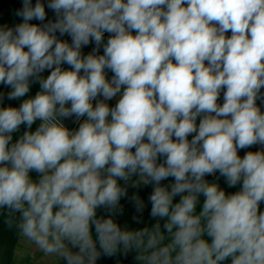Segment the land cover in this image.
<instances>
[{
	"label": "clouds",
	"instance_id": "clouds-1",
	"mask_svg": "<svg viewBox=\"0 0 264 264\" xmlns=\"http://www.w3.org/2000/svg\"><path fill=\"white\" fill-rule=\"evenodd\" d=\"M22 3V22L0 27V84L9 100L40 90L0 107L7 228L58 264L132 250L139 264H264V148L238 155L264 146V0H49L56 19L42 24L30 23L46 20L41 0ZM71 117L86 119L73 131ZM217 172L240 189L205 178ZM119 181L154 186L152 227L97 215L122 212Z\"/></svg>",
	"mask_w": 264,
	"mask_h": 264
},
{
	"label": "trees",
	"instance_id": "trees-1",
	"mask_svg": "<svg viewBox=\"0 0 264 264\" xmlns=\"http://www.w3.org/2000/svg\"><path fill=\"white\" fill-rule=\"evenodd\" d=\"M41 2L45 5L46 10V20L44 22L38 21V20H32L30 23L33 24H42L47 23L48 21H54L56 19L55 13L47 8V4L49 0H41ZM36 0H32V4L35 5ZM23 6L22 0H0V22L3 26L14 28L17 24L22 22V18L17 16L15 13L17 10L21 9ZM135 34V33H133ZM227 35H231V33H227ZM57 36L61 40H65L69 43H71V37L67 34L64 36H60L59 33H57ZM110 34L105 33L104 34V43L107 42V39L109 38ZM95 47L94 42H90L89 45L84 46L82 48V54H86V52L89 49H93ZM103 54V45L100 47L98 53ZM64 69H68V65H62ZM108 73V79H111L112 73L107 70ZM46 72H49L46 70ZM10 87H7L3 84H0V93H3L4 99L2 103H0V107H19L20 104L17 100H9L7 99V94L10 92ZM261 93L264 94V88L261 89ZM118 101L117 97L113 98V102L116 104ZM218 103H223V91L220 94V98L218 100ZM257 105L260 107L261 112H264V100L258 99ZM39 121L33 124L32 131L36 129L39 125ZM27 130L25 125H21L18 132L13 134V141L15 142L22 134L23 132ZM194 135V134H193ZM192 139V136H189V140ZM248 151H257V145H254L250 148L246 149H240L238 150V155L243 157L246 152ZM163 162V157H161L158 160V163ZM30 176L36 180L39 178V174L36 172H31ZM210 183H218L222 189L226 191V194H232L236 191H238L241 187L240 184L236 185L235 187H229L226 183V180L224 177L220 176L217 172L215 175H210L205 177ZM174 182V178L169 177L168 179L161 182L162 185L170 186ZM121 186H124L127 188V196L122 197L120 200V208H122V212L120 209H117L116 212H111L110 210L100 208L97 210L98 216H109L112 215L113 219L122 227L127 228L129 230H138L142 229L144 227H152L154 223H156V220L158 218H153L150 215L151 212V203L149 200V197L153 191V185L149 184L147 186L140 184L138 186H133L131 184H125L124 181L120 182ZM134 195L139 196V198L144 202V209L142 212H138L136 210L134 202L131 200V197ZM180 199L179 196L174 198V203L178 202ZM204 197L201 196L199 198V203L197 205V211L200 210L202 207ZM260 208L262 211H264V202L261 203ZM161 226L164 223V220H160ZM163 230V228H162ZM94 233V229H93ZM21 235L13 228L8 229L6 224L4 223V217L0 216V264H13L14 263V254L16 247L18 245V241L20 240ZM135 251H129L127 254H124L122 251L117 253L116 255H113L111 257L101 255V257L97 260V264H139V262L135 259Z\"/></svg>",
	"mask_w": 264,
	"mask_h": 264
},
{
	"label": "rangeland",
	"instance_id": "rangeland-1",
	"mask_svg": "<svg viewBox=\"0 0 264 264\" xmlns=\"http://www.w3.org/2000/svg\"><path fill=\"white\" fill-rule=\"evenodd\" d=\"M197 123H199V118ZM132 179L136 180L137 177L134 176ZM18 242L13 264H58V258L46 256L22 236Z\"/></svg>",
	"mask_w": 264,
	"mask_h": 264
},
{
	"label": "crops",
	"instance_id": "crops-1",
	"mask_svg": "<svg viewBox=\"0 0 264 264\" xmlns=\"http://www.w3.org/2000/svg\"><path fill=\"white\" fill-rule=\"evenodd\" d=\"M0 27H4L1 22H0ZM93 49H89L85 55L89 54L90 52H92ZM106 71V70H105ZM48 74H50V72H44L42 73L41 75L46 77ZM40 90V86H39V83L38 82H34L31 84L30 86V91L29 93L27 94V97L25 98H28V97H33L37 91ZM25 98H21V99H18L17 101L19 102V104H21L23 102V99ZM98 99H102V98H98ZM94 105H95V101L93 102ZM107 103L109 104L110 107H114L115 106V103L113 102V99L110 100V101H107ZM86 119V117L84 118H81L80 121H77L75 119V117H71V118H67V119H63L62 122L64 123V125L69 129V130H76L78 129L79 127V123L83 122V120ZM198 124V123H197ZM262 148H264V146L262 145H257V151L258 150H261ZM121 181H119L120 183Z\"/></svg>",
	"mask_w": 264,
	"mask_h": 264
},
{
	"label": "built area",
	"instance_id": "built-area-1",
	"mask_svg": "<svg viewBox=\"0 0 264 264\" xmlns=\"http://www.w3.org/2000/svg\"><path fill=\"white\" fill-rule=\"evenodd\" d=\"M106 74H107V78H108V73H107V71H106Z\"/></svg>",
	"mask_w": 264,
	"mask_h": 264
}]
</instances>
